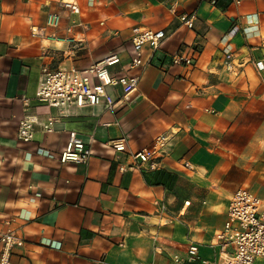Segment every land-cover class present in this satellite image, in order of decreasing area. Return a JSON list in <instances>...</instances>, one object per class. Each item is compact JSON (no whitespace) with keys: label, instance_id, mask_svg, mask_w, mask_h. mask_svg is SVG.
I'll return each instance as SVG.
<instances>
[{"label":"crops","instance_id":"0c3cea01","mask_svg":"<svg viewBox=\"0 0 264 264\" xmlns=\"http://www.w3.org/2000/svg\"><path fill=\"white\" fill-rule=\"evenodd\" d=\"M63 1L0 0V239L16 230L25 240L12 264H170L193 244L199 260L186 264H215L233 195L264 200V0H76L81 45L33 37ZM142 28L168 38L130 69ZM114 54V72L139 77L131 103L108 87L114 108L60 116L36 98L44 70H85ZM29 117L35 138L24 142ZM72 131L92 151L86 165L60 161ZM160 135L170 151L155 169L120 171ZM120 139L125 153L113 147Z\"/></svg>","mask_w":264,"mask_h":264},{"label":"built area","instance_id":"2783aa9c","mask_svg":"<svg viewBox=\"0 0 264 264\" xmlns=\"http://www.w3.org/2000/svg\"><path fill=\"white\" fill-rule=\"evenodd\" d=\"M172 1L176 5L179 0ZM61 5L63 12L49 13L46 25L34 27L32 35L33 37L66 42L70 45H81L84 39L81 34L76 33L77 29L86 27L83 21L77 19L81 15V7L76 0H66ZM65 12L66 14H64ZM181 19L185 25L193 28L194 16H183ZM65 20L67 23L64 26ZM48 29H51L52 33H47ZM167 38V34L163 30L135 29L130 69L144 65L143 49L146 45L157 50ZM228 58L230 60L231 56ZM174 61L176 63L185 62L187 65L193 64L192 60L182 57H175ZM120 64V56L114 54L92 64L85 70H44L36 98L48 111L57 109L60 116L68 115L75 109L99 104H104L110 109L114 108L117 102L107 92L108 87H120L122 94L118 102L131 103L139 85V77L114 72L113 68ZM257 67L260 70L263 69L261 64H257ZM53 121L51 118L46 126L47 131H51L50 126ZM18 138L24 142L34 140L35 120L33 118L29 117L21 121ZM112 143L118 153L127 151L125 139L114 140ZM169 149V137L166 135L157 136L151 148L133 153L131 163H122L120 171L155 169L160 160L169 155ZM91 157L92 151L85 141L77 132H70L68 143L61 154V163L86 165ZM217 238L222 250L219 260L215 264H254L257 259L264 260V200L252 194L248 189H239L231 199L224 230ZM0 242L2 245L0 264H12L14 250L25 245L24 238L16 230H8L3 233ZM198 260L199 247L193 244L189 247L187 261L195 263ZM203 264H211V262L203 261Z\"/></svg>","mask_w":264,"mask_h":264},{"label":"rangeland","instance_id":"374dc122","mask_svg":"<svg viewBox=\"0 0 264 264\" xmlns=\"http://www.w3.org/2000/svg\"><path fill=\"white\" fill-rule=\"evenodd\" d=\"M179 259H180V258H178V257H177V258H176V257H175V258L173 257V258H172V263H170V264H180V263H182V264H186V263H190V262H188L187 259H185V258H184V260H183L182 258H181L180 260H179Z\"/></svg>","mask_w":264,"mask_h":264}]
</instances>
